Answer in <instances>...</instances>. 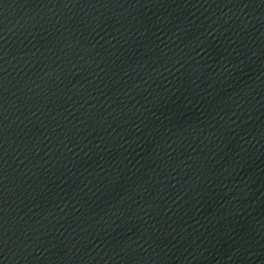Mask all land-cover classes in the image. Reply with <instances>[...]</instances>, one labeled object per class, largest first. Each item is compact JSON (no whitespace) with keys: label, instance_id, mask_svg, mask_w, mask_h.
<instances>
[{"label":"water","instance_id":"obj_1","mask_svg":"<svg viewBox=\"0 0 264 264\" xmlns=\"http://www.w3.org/2000/svg\"><path fill=\"white\" fill-rule=\"evenodd\" d=\"M264 58V0H0V236Z\"/></svg>","mask_w":264,"mask_h":264}]
</instances>
